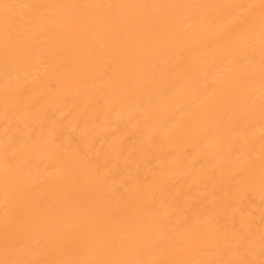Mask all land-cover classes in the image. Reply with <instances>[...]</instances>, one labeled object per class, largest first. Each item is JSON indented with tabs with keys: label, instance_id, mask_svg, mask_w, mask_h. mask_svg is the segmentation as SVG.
Instances as JSON below:
<instances>
[{
	"label": "bare ground",
	"instance_id": "bare-ground-1",
	"mask_svg": "<svg viewBox=\"0 0 264 264\" xmlns=\"http://www.w3.org/2000/svg\"><path fill=\"white\" fill-rule=\"evenodd\" d=\"M0 264H264V0H0Z\"/></svg>",
	"mask_w": 264,
	"mask_h": 264
}]
</instances>
